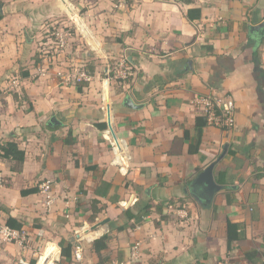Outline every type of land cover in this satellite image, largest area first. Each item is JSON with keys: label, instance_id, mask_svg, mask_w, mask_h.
I'll return each instance as SVG.
<instances>
[{"label": "crops", "instance_id": "1", "mask_svg": "<svg viewBox=\"0 0 264 264\" xmlns=\"http://www.w3.org/2000/svg\"><path fill=\"white\" fill-rule=\"evenodd\" d=\"M0 16V143L14 140L24 151L19 168L0 159V221L12 217L27 233L24 245L0 239V264L37 256V264H91V241L106 232L104 264L264 262V0H0ZM61 17L127 72L107 101L117 142L106 124V82L104 104L79 98L81 88L57 79L59 67L38 54L48 43L42 31ZM221 92L235 100L234 127L206 124L198 152L189 153L183 134L194 136L201 116L194 96ZM212 162L221 189L209 196L194 179ZM47 179L50 205L39 187ZM30 187L36 192L21 194ZM144 203L148 215L127 218L126 209L139 214ZM227 219L241 223L246 238L229 251ZM69 242L66 260L60 247ZM252 249L253 262L245 256Z\"/></svg>", "mask_w": 264, "mask_h": 264}, {"label": "rangeland", "instance_id": "2", "mask_svg": "<svg viewBox=\"0 0 264 264\" xmlns=\"http://www.w3.org/2000/svg\"><path fill=\"white\" fill-rule=\"evenodd\" d=\"M64 12H66L65 9ZM57 21V23L50 25L49 22L48 26L42 31L40 37L48 43L40 47L42 50L44 46L45 52L43 53L42 50L39 51L38 54H43L48 57L49 67L52 68L56 65L59 67V70L55 72L57 79L69 78L67 81H69L70 84L76 86V88H81V91H79V93L77 92L79 98L97 97L101 104H104L102 100V90L107 79L108 84L106 87L110 91L108 100L106 91H104V99L106 103L108 101L111 105L113 102L111 91H116V84H119V80L122 79L118 77L116 73V70L120 68V61L109 58L105 59L103 56H99L93 51L80 31L77 30V27L70 17L67 19L61 17L58 18ZM57 33L63 36L65 45L55 50V35ZM40 59L41 58L38 57V60ZM91 67H94V72L92 74L89 73ZM106 75L109 76L106 77ZM110 140V142H113L111 137ZM38 259L39 256H37V259L29 258V264H32V261L37 264Z\"/></svg>", "mask_w": 264, "mask_h": 264}, {"label": "trees", "instance_id": "3", "mask_svg": "<svg viewBox=\"0 0 264 264\" xmlns=\"http://www.w3.org/2000/svg\"><path fill=\"white\" fill-rule=\"evenodd\" d=\"M200 12V11H199ZM200 16V13H198L197 17ZM1 17V16H0ZM188 17L192 18V10H188ZM94 72V67L90 68L89 73L92 74ZM109 76V75H107ZM128 77H126L127 79ZM80 89V87H79ZM100 128H106L105 123L97 124ZM206 125V119L203 116L196 117L195 118V134L194 136L190 137L187 130L184 131L183 138L189 140V146H188V152L189 153H197L199 149V145L201 142L202 137V128ZM64 141H67L66 139ZM68 143V142H66ZM2 154L1 157L10 158L12 160L16 161V165L13 166V168H19L24 160V151L21 150L17 143L14 140H10L5 142L1 145ZM91 168L90 166H87V169ZM220 183L223 182V180H219ZM36 187H30L26 189L21 190L22 195H27L33 192H36ZM227 202L229 203V199H227ZM95 203V202H93ZM150 204L144 203L139 208V211L141 213L136 214L135 212H132L130 209L125 210V214L128 219L136 218L138 220L142 219L140 217H145L150 212ZM94 209V210H93ZM96 218L95 214V206H92V214L89 216V221L94 222ZM6 224L11 226L12 228L21 229V224L17 223L15 219L12 217H8L6 220ZM125 227V224L120 225L117 227L118 230H121ZM242 224L239 222H232L230 219L226 220V249L229 251L232 248V245L236 243L239 246H242L245 244V234L242 231ZM109 233H104L99 237H95L91 241V247L94 249L98 256V261L91 263V264H104L105 258L103 257L101 250H103L106 245L107 241L110 239ZM60 254L62 257H64L66 260H70L72 257V244L69 242L67 245H61L60 247ZM257 252L252 249L245 253V256L253 262L254 257L256 256ZM32 264H35L34 261H32ZM259 264H264L263 261H260Z\"/></svg>", "mask_w": 264, "mask_h": 264}, {"label": "built area", "instance_id": "4", "mask_svg": "<svg viewBox=\"0 0 264 264\" xmlns=\"http://www.w3.org/2000/svg\"><path fill=\"white\" fill-rule=\"evenodd\" d=\"M55 44V50L65 45V41L61 34L57 33L55 35ZM124 69V66L121 64L120 68L116 70L118 77L122 79L127 77V72ZM66 80H69V78H66ZM193 104L196 111L206 119L207 125L225 130H229L234 127L236 122V104L233 96L230 93L221 92L215 95H196L193 98ZM1 145L2 143H0V159L2 158ZM51 184L52 181L47 179L39 185L41 192L46 197L47 205H50L52 202ZM173 212L181 219L188 216V212L184 207H176L174 208ZM0 239L7 242H17L20 245H24L25 242H27V233L22 229L12 228L5 222L0 221ZM139 249L140 242H134L130 249L131 260L138 258ZM81 257V248L77 247L74 252V258L75 260H81ZM40 258L41 256H39L38 262ZM45 264H55L54 258H49Z\"/></svg>", "mask_w": 264, "mask_h": 264}, {"label": "water", "instance_id": "5", "mask_svg": "<svg viewBox=\"0 0 264 264\" xmlns=\"http://www.w3.org/2000/svg\"><path fill=\"white\" fill-rule=\"evenodd\" d=\"M75 21H76L78 27L83 32V34L89 40L90 44L101 54V51H100L99 47L94 42V40L92 39V37L89 34V32L86 30V28L84 27V25L80 22V20L78 18H75ZM105 82H106V84H108V81L107 80ZM108 93H109L108 88H106V95L107 96H108ZM49 123L56 124V123H59V122L56 120L55 117H51ZM106 124H107V127H108L109 132L113 136L114 140L117 142V138L115 136V133L113 131L112 124H111L110 105L108 103L106 104ZM224 153H225V151L223 150V152L220 154V157H222L224 155ZM214 164H215V162L210 163L194 179V183L205 185V190L209 194V196H212L214 194V192H216L217 190L221 189V185L217 184L214 181V178H213V166H214ZM107 221H108V218H104V219H102V220L94 223L90 227L89 230L90 231H95V229L97 227L104 225L105 223H107Z\"/></svg>", "mask_w": 264, "mask_h": 264}]
</instances>
